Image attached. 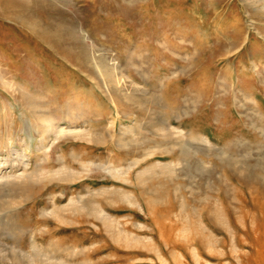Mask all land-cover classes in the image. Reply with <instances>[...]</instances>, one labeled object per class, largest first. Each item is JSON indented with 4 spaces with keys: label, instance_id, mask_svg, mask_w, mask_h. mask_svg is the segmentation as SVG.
Wrapping results in <instances>:
<instances>
[{
    "label": "rangeland",
    "instance_id": "obj_1",
    "mask_svg": "<svg viewBox=\"0 0 264 264\" xmlns=\"http://www.w3.org/2000/svg\"><path fill=\"white\" fill-rule=\"evenodd\" d=\"M9 140L0 264H264V0H0Z\"/></svg>",
    "mask_w": 264,
    "mask_h": 264
},
{
    "label": "bare ground",
    "instance_id": "obj_2",
    "mask_svg": "<svg viewBox=\"0 0 264 264\" xmlns=\"http://www.w3.org/2000/svg\"><path fill=\"white\" fill-rule=\"evenodd\" d=\"M44 125L47 131L43 134V136L41 137V141L37 144V146L34 147V151L36 152V154L33 155V157L35 158L42 157L43 160L48 158L47 151H46L47 149L46 135L52 134L56 140L62 139L63 137H66V136L80 137V136L88 135L87 132H85L86 128L84 127L78 128V127H75V125L74 126L61 125L58 122H56L54 118L52 117L45 119ZM129 129L130 128H128V126L122 127V130L124 131H127ZM161 130L168 131V130H171V128L166 126V127H162ZM11 142L12 141L9 140L8 143H6L3 146V148H6L8 150V154L5 157L0 156V188L4 186L5 187L8 186V187L13 188L14 191L17 189H20V190L27 192L29 186H31V183H34L36 180L38 181V179L42 178V176L39 174L38 170L31 171L30 169V165L33 164V160H32L33 157L28 156V153H27V151L30 149V144H27L25 149H17L16 146L10 145ZM13 156H17L19 163H21V165L23 166V169L20 170V172L16 170H15L16 172L15 171L7 172L6 170V168H14L15 166L18 165L16 164L17 162L12 161ZM25 157H27V161L24 160ZM56 174H57L56 172H53V173H50V176H56ZM73 175L74 174L70 176H73ZM27 198H29V196ZM120 200L123 202H127L129 204L138 203V200L134 194L126 193V192L120 195ZM70 205L77 208L75 201L73 204H70ZM93 210L95 214H97L100 217H103V219L109 218V216L104 213L103 209L96 207ZM33 246H36V244L34 243ZM2 253H3V256H1L0 260H3L6 262L8 260V257L6 256V253L4 252V250H2Z\"/></svg>",
    "mask_w": 264,
    "mask_h": 264
}]
</instances>
